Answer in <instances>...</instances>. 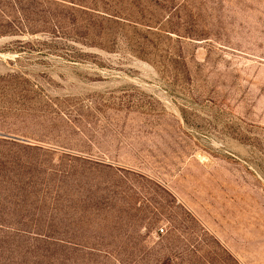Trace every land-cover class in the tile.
Segmentation results:
<instances>
[{"label": "rangeland", "instance_id": "obj_1", "mask_svg": "<svg viewBox=\"0 0 264 264\" xmlns=\"http://www.w3.org/2000/svg\"><path fill=\"white\" fill-rule=\"evenodd\" d=\"M130 254L264 264V0H0V264Z\"/></svg>", "mask_w": 264, "mask_h": 264}, {"label": "trees", "instance_id": "obj_2", "mask_svg": "<svg viewBox=\"0 0 264 264\" xmlns=\"http://www.w3.org/2000/svg\"><path fill=\"white\" fill-rule=\"evenodd\" d=\"M18 6H19V12L23 13V16L25 18L28 17L27 15H28L29 12H28V10L24 9V5H22V3L20 1L18 2ZM25 29L27 30V28L22 29L20 27H17L16 31L17 32H23L22 30H25ZM63 250L69 251L70 253L72 252V254L76 255L75 253L82 252L84 249H63ZM88 255H89L88 257H90V260L92 258H100L101 257L100 256L101 252L100 251H94L92 253H88ZM108 255H109V253H108ZM90 260L88 261V263H90ZM92 260L94 262V259H92ZM138 260L139 259L135 256V254H130V255L127 256L126 259L119 260L118 262H119V264H138V263H140ZM208 263L209 264H213V263H210V262H208Z\"/></svg>", "mask_w": 264, "mask_h": 264}, {"label": "built area", "instance_id": "obj_3", "mask_svg": "<svg viewBox=\"0 0 264 264\" xmlns=\"http://www.w3.org/2000/svg\"><path fill=\"white\" fill-rule=\"evenodd\" d=\"M163 232V231H162Z\"/></svg>", "mask_w": 264, "mask_h": 264}]
</instances>
